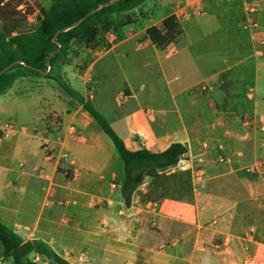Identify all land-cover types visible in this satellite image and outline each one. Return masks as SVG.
<instances>
[{
	"label": "crops",
	"instance_id": "1",
	"mask_svg": "<svg viewBox=\"0 0 264 264\" xmlns=\"http://www.w3.org/2000/svg\"><path fill=\"white\" fill-rule=\"evenodd\" d=\"M252 2L264 7V0H146L132 24L105 32L109 46L74 44L55 68L130 150L182 143L203 181L175 166L145 178L127 202L123 161L82 104L53 79L22 77L0 95V125L18 126L0 142V222L69 264H264V169L245 170L264 161V131L242 122L264 114L251 87L234 78L252 62L240 41ZM169 16L181 32L167 46L152 43L147 29ZM224 19L227 44L217 40ZM247 33L258 71L264 45ZM203 83L218 88L210 93ZM45 148L66 150L69 160L47 157Z\"/></svg>",
	"mask_w": 264,
	"mask_h": 264
},
{
	"label": "trees",
	"instance_id": "2",
	"mask_svg": "<svg viewBox=\"0 0 264 264\" xmlns=\"http://www.w3.org/2000/svg\"><path fill=\"white\" fill-rule=\"evenodd\" d=\"M111 1L52 0L49 8L45 9L35 7L28 0H0V21L12 26L9 33L0 27V73L12 65L0 75V95L22 77L53 79L71 99L82 104L117 149L123 161L122 194L129 202L132 193L145 178L157 176L160 171L176 166L186 155L187 147L182 143H173L162 152L130 150L106 118L57 73V63L66 62L74 44L90 48L109 46L105 32L132 24V11L146 0ZM21 5L25 7L24 11L20 10ZM29 16L36 17L35 28L28 27ZM111 17H114V25L110 22ZM180 32L175 17L169 16L161 26L148 28L146 34L152 43L167 46ZM0 244L4 256L13 264H35L28 258L31 254L39 256L42 261L69 264L43 241L24 242L2 222Z\"/></svg>",
	"mask_w": 264,
	"mask_h": 264
},
{
	"label": "built area",
	"instance_id": "3",
	"mask_svg": "<svg viewBox=\"0 0 264 264\" xmlns=\"http://www.w3.org/2000/svg\"><path fill=\"white\" fill-rule=\"evenodd\" d=\"M24 6H20V10L24 11ZM261 6L259 3H249L246 8V14H245V20L243 24V29L249 33H251L254 37L255 42H258L260 45H264V38L259 34L260 27H259V14H260ZM180 17V16H179ZM178 17V18H179ZM29 18H32V16H29ZM181 18V17H180ZM106 47V46H103ZM203 89L205 91H208L210 93L215 92V90L218 88V86H215L214 84H209V83H203ZM220 85V84H217ZM249 96L250 97H256L255 89L251 87L249 89ZM243 125L246 127H255L256 129H259L260 131H264V120L258 121L255 119V116H249L243 119ZM18 130V126L15 122L13 121H8L6 123H3L0 125V142L4 138L12 137L15 135V133ZM37 137L41 138V130L36 131ZM205 147H208V144H204ZM220 148V146H219ZM45 154L47 157L55 158L57 161H68L69 160V153L66 150H60L58 152L45 148ZM227 159H224L223 157L219 158V161H225ZM179 168L182 170H189L190 175L192 179H195L198 182H201L205 179V172L202 167H196L188 160L185 159V156H183L177 163ZM175 167V166H174ZM173 167H170L168 169H171ZM264 169V161H257L255 164L247 166L245 170L249 173L257 171V170H262ZM167 170V169H165ZM115 187V185H112ZM154 208L158 207V203L154 202L153 203ZM41 260L39 256L36 255V258L34 261ZM0 264H13L12 260L6 258L4 255L0 256Z\"/></svg>",
	"mask_w": 264,
	"mask_h": 264
},
{
	"label": "rangeland",
	"instance_id": "4",
	"mask_svg": "<svg viewBox=\"0 0 264 264\" xmlns=\"http://www.w3.org/2000/svg\"><path fill=\"white\" fill-rule=\"evenodd\" d=\"M28 3H32L35 7H43V8H48L51 4H52V0H28ZM261 6V10H260V14H259V18H260V28H264V7L262 6V4L260 3ZM263 9V10H262ZM37 11L39 12V9L37 8ZM35 16H32L31 19H34ZM36 19H34L35 21ZM245 20V18H244ZM244 20H243V24H244ZM110 22H112V24L114 25L115 20L110 18ZM224 23L225 26L222 29H218L217 30V34L219 35V37H217V40H219V42H221L222 44L224 43H229L228 39H226L222 34L223 32H225L224 30H226L227 28L231 27V25L226 24V19H224ZM37 25L34 24L33 22V26L32 28H35ZM0 27L2 28V30L6 33H9L12 29L11 25H8L6 22L4 21H0ZM241 43L245 44L246 47L245 49H243L241 51L242 55L248 54L249 56L252 55L251 61L252 62H246L245 64H242V66L237 69V71H235V82L238 83V85H245L247 88L253 87L255 89V93H256V102H257V109L260 110V112L262 114H264V58L260 59L259 61L262 62L261 67L259 68L258 71H255L254 68V63L256 62V58L254 57V49H253V45L252 42L249 38V35L247 32H245V30L241 31ZM239 39V37H238ZM224 40L226 42H224ZM234 43H237V40L234 41ZM240 54V55H241ZM238 55V54H237ZM247 56V55H246ZM237 59H242V57L240 56ZM236 59V60H237ZM251 65V72L249 69V66ZM234 74V73H233ZM227 75L223 74V80H226ZM28 81L33 82V83H37V84H44L45 81H47L46 79L39 77V78H27ZM223 85H228V82H224ZM246 88V90H247ZM258 132H263L260 131L259 129H257ZM106 139L108 140L109 143L112 142L111 140L105 136ZM3 249L2 246L0 244V256H3ZM31 260V259H30ZM35 263V262H34ZM37 264H43L42 261H38Z\"/></svg>",
	"mask_w": 264,
	"mask_h": 264
},
{
	"label": "water",
	"instance_id": "5",
	"mask_svg": "<svg viewBox=\"0 0 264 264\" xmlns=\"http://www.w3.org/2000/svg\"><path fill=\"white\" fill-rule=\"evenodd\" d=\"M116 1H117V0H112L111 3H114V2H116ZM56 52H57V51H56ZM56 52H55V53H56ZM50 56H51V55H49V57H50ZM49 57H48V58H49ZM11 66H12V65H10V66H8L7 68H5V69L0 73V75L3 74L5 71H7Z\"/></svg>",
	"mask_w": 264,
	"mask_h": 264
}]
</instances>
